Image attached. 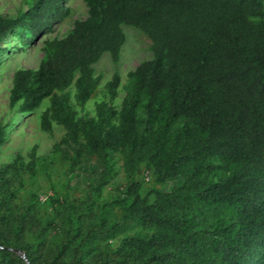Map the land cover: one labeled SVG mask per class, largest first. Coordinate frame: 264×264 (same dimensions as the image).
Segmentation results:
<instances>
[{"label":"trees","instance_id":"16d2710c","mask_svg":"<svg viewBox=\"0 0 264 264\" xmlns=\"http://www.w3.org/2000/svg\"><path fill=\"white\" fill-rule=\"evenodd\" d=\"M68 1L0 16V65L41 39L37 66L12 74L8 108L22 117L47 102L38 126L61 128L64 176L93 164L97 178L85 199L53 190L54 213L40 215L34 194L18 196L33 156L1 166L0 264H264V0H82L85 18L45 38ZM123 26L150 59L121 87L112 73L105 100L80 115L101 81L92 66L119 59Z\"/></svg>","mask_w":264,"mask_h":264},{"label":"rangeland","instance_id":"374dc122","mask_svg":"<svg viewBox=\"0 0 264 264\" xmlns=\"http://www.w3.org/2000/svg\"><path fill=\"white\" fill-rule=\"evenodd\" d=\"M65 7L68 9L67 17L61 23L53 25V32L45 38H61L70 29L73 21L82 20L86 16L82 0H69ZM24 8L25 0H0V16H12L16 10ZM122 32L125 39L117 63L113 65L109 56L103 54L92 66L95 75L100 76L101 81L92 98L86 102L83 112L79 113L80 115L84 113L92 115L94 104L105 100L103 85L110 79L112 73L118 74L121 87L129 71H132L140 62L150 59L149 44L141 32L126 26L122 27ZM40 45L41 39H38L35 46L26 49L23 53L4 58L0 65V124L12 122V126L8 128L7 141L0 146V167L10 163L16 156L22 159V164H26L31 159L30 156H33L34 176L29 178L25 173L21 176L23 188L19 189L18 196L25 199L30 193L34 194L40 207V215H43L54 213L53 209L49 208L53 190L59 194V202H62V193L66 188L71 196L85 199L89 194V186L97 178V169L93 164L82 165L72 175L64 176L66 165L58 155L53 153V145L63 135L61 128L53 125L51 134H47L38 126L39 113L45 108L47 102L44 101L39 110L32 115L22 117L8 108V90L13 72L18 68L34 69L41 57ZM120 87L117 90L114 105L119 104L123 95ZM137 180L142 181V177H138ZM141 183L143 193L148 188V183L145 181ZM123 184V175L119 170L113 183L107 187L108 193L113 194L114 188L121 187ZM169 184L171 182H168ZM16 255L23 260L21 253L16 252Z\"/></svg>","mask_w":264,"mask_h":264}]
</instances>
